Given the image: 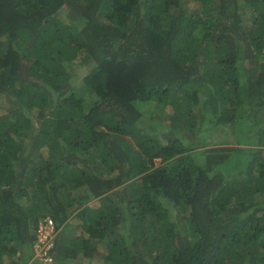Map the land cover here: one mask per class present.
<instances>
[{
	"label": "trees",
	"instance_id": "trees-1",
	"mask_svg": "<svg viewBox=\"0 0 264 264\" xmlns=\"http://www.w3.org/2000/svg\"><path fill=\"white\" fill-rule=\"evenodd\" d=\"M0 101V264H264V0H0Z\"/></svg>",
	"mask_w": 264,
	"mask_h": 264
},
{
	"label": "rangeland",
	"instance_id": "rangeland-1",
	"mask_svg": "<svg viewBox=\"0 0 264 264\" xmlns=\"http://www.w3.org/2000/svg\"><path fill=\"white\" fill-rule=\"evenodd\" d=\"M201 8L204 9V7H201ZM250 25H251V23L248 22L247 23V26L249 27ZM75 67H76V70L77 71H81L82 72V66H81V64H80L79 61H76ZM79 83L81 84L80 80H79ZM75 86H80L77 81L75 83ZM76 90H78V92H83L84 95L87 96L88 99L90 98V96L87 93V91H83V89H75L74 92ZM200 96H201V99L202 100L204 99V97L206 98V96H204L203 94H200ZM91 97H93V95H91ZM205 101H204V103L202 105L199 104L198 110H199V112L201 114L207 112L208 115H209V111H210L209 110V107H212V106L209 105V104H207ZM4 108H5V105L0 101V113H1V110L4 109ZM143 110H144V116H143V119H142L143 120V125L144 126H152V127H154V125L156 123L155 115H158L159 114V110L156 109V108L151 107V105H145L144 108H143ZM169 110H170V107L165 108V111H167V112L164 113L165 112L164 111V112H162L160 114L161 115V119H163V122H164L163 125H162V127L161 128L154 127V128H151V129L149 128L150 131L148 133H150L152 136L157 137L160 134V132H161V134L167 132V130H168V123H167V121H164V120L166 118V115L170 113ZM32 115L34 116V112L32 113ZM201 117L202 116H200V118ZM200 131L203 133V136H200V137L198 136V137H199V139L200 138H205V142H204L205 143V146H213V145L219 144V142L222 141V139H220L218 137H215L214 136V133H212L210 135V133L208 132V128H202V129H200ZM174 135H175V138L179 139L184 145H186V144L189 143V139L181 131H175ZM227 144H229L227 146H231V147L232 146H238L236 144H233L232 142L231 143H227ZM45 151H46V148H43L42 149V152L44 154H45ZM47 220H48V218H46V221ZM72 222H75V220H73ZM48 232H50V230ZM78 233H79V230H76L75 233L74 232L72 233V235H77ZM187 234L189 236H192L193 235V231H190L189 230V231H187ZM17 258H18V264H21V262H22L21 257L19 255H17ZM76 260L77 261L75 262V264H89V261L86 263L81 258V256H79ZM33 261H37V263H39V264H44V263H46V264L48 263L49 264V262H44L42 259H39L38 257H35L34 256V251H33L32 258L29 260V263L30 262H33ZM71 263H73V262H71ZM68 264H70V261L68 262ZM91 264H96V262H93Z\"/></svg>",
	"mask_w": 264,
	"mask_h": 264
},
{
	"label": "built area",
	"instance_id": "built-area-1",
	"mask_svg": "<svg viewBox=\"0 0 264 264\" xmlns=\"http://www.w3.org/2000/svg\"><path fill=\"white\" fill-rule=\"evenodd\" d=\"M50 230V232H48ZM55 231L51 220L40 223L37 230V241L33 246L34 256L44 262H50L49 252L53 248Z\"/></svg>",
	"mask_w": 264,
	"mask_h": 264
},
{
	"label": "clouds",
	"instance_id": "clouds-1",
	"mask_svg": "<svg viewBox=\"0 0 264 264\" xmlns=\"http://www.w3.org/2000/svg\"><path fill=\"white\" fill-rule=\"evenodd\" d=\"M44 221H46V220H44ZM43 223V222H42ZM39 225H40V223H39Z\"/></svg>",
	"mask_w": 264,
	"mask_h": 264
}]
</instances>
